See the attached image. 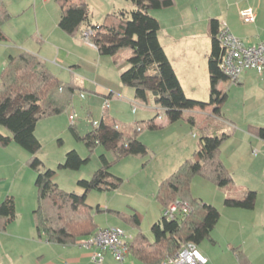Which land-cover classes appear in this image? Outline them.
I'll return each mask as SVG.
<instances>
[{
    "label": "trees",
    "instance_id": "trees-1",
    "mask_svg": "<svg viewBox=\"0 0 264 264\" xmlns=\"http://www.w3.org/2000/svg\"><path fill=\"white\" fill-rule=\"evenodd\" d=\"M56 1L60 5L58 26L66 33L73 34L83 26L84 29L80 31L82 34L84 30L91 28L95 33L89 35V40L97 51L104 55H112L121 48H130L131 53L126 59L127 67L120 72L119 80L123 85L134 89L136 98L145 101L147 91H150L155 104L163 110L170 121L179 119L184 111L205 105V102L190 99L183 93L158 41L159 23L148 12L151 8L171 6L173 0H130L134 7L129 13L120 10L119 16L114 15L118 20L116 26L105 24L114 17L111 14L105 17L102 24L92 23L89 19V8L82 0ZM8 16L6 7L0 0V41L7 39L1 24ZM208 26L211 35L207 55L210 78L208 103L214 105V116L220 117L222 95L217 87L220 81L226 80L228 76L220 67L224 50L217 37L218 20L210 18ZM104 31L106 33H103ZM55 74L48 63L34 53L21 51L8 57L0 71V125L11 135L0 134V145H7L13 141L30 154L28 163L37 170L35 180L37 205L33 214L38 231L48 242L72 244L97 230L91 214L92 208L85 202L86 192L90 189H115L119 185V178L113 179L115 176L108 171L110 162L102 154L100 166L92 176L89 179L77 180L78 186L83 190L81 193L64 191L52 182L53 171L46 169L36 156V151L40 147L34 135L36 122L40 118L61 113L74 94L75 88L72 84L63 83ZM159 115L156 112L155 117ZM189 121L195 122L193 117H190ZM116 126L112 128L100 120L98 126L84 137L86 145L92 147L94 142H101L109 148H114L116 158L129 153L146 152L145 146L134 135L121 140L122 132ZM136 128V131H139V127ZM200 131L197 150L191 158L184 160L175 171L160 181L156 194L162 209L170 201L179 199L187 202L190 211L175 214L170 219L161 214V217L151 225L153 235L151 242L147 241L142 233H138L133 240L127 242V253L131 252L145 264H161L167 254H173L183 244L200 242L208 236L218 219L219 213L216 208L190 195L189 184L195 174L210 177V180L220 187L231 181L227 170L218 159L219 146L229 134L222 132L209 135L205 133L207 129L204 127H201ZM255 133L264 140V126L255 127ZM87 160V157H81L75 149H71L66 152L59 166L78 169ZM254 194L253 191H246L242 200L227 198L225 201L229 206L249 208L253 204ZM114 213L119 217L123 216L122 212ZM14 217V201L11 196H7L0 203V219L5 225ZM132 220L135 224L139 223L136 213L132 214Z\"/></svg>",
    "mask_w": 264,
    "mask_h": 264
},
{
    "label": "crops",
    "instance_id": "crops-1",
    "mask_svg": "<svg viewBox=\"0 0 264 264\" xmlns=\"http://www.w3.org/2000/svg\"><path fill=\"white\" fill-rule=\"evenodd\" d=\"M82 1L87 4L86 0ZM2 3L6 7L9 16L1 24V29L6 34L7 39L6 41H0V71L5 66L10 55H16L21 51H28L45 60L50 69L56 73L50 61L54 58L55 62L59 61L71 64L72 68L69 70L71 78L69 77V81L66 82L72 84L75 88L74 94L82 97L83 90L91 88V83L85 79H81L80 75L75 73L78 71L74 67L78 65L73 63V59L84 60V57L74 54L71 48L73 46H85L82 43V39H80L81 37L77 35L84 27L82 26L81 30L73 34L63 31L58 26L60 5L56 0H2ZM199 5L202 7L201 10H199ZM233 5L231 12L228 11V8L231 6H228L220 9V12L214 13L210 9H206V5H201V0H173L171 6L158 9L151 8L148 11L159 23L157 31L158 41L178 78L183 93L188 96L193 95L191 96L193 99L205 102V105L202 107L196 106L192 110L182 112L181 117L175 121H170L157 104H155V107L149 105L143 107L140 105L141 108L138 115L134 117V123L122 125L130 126L133 129H137L136 127L138 126L139 131L137 130L134 136L145 148L146 145L139 134L144 128L150 130L159 129V134L156 133V136L162 137L164 144L167 140L172 139L173 134L175 135L176 143L170 146V142L168 145H165L168 146L166 149H161L162 152L167 151L166 157L163 160L161 174L171 172L176 166L178 168L183 158L187 156L190 158L194 151L197 150L195 149L192 152V148H195L196 145V148H198V141L184 142V140H190L192 137L195 138L194 130L200 134V125L203 120L210 119L211 122L215 121V114L211 111L213 105L208 103L210 78L207 67V55L211 45V35L208 26L209 19H217L219 24L218 30L221 25H226L232 34L248 45L264 42V0H237ZM246 8H250L255 12L254 22H250L248 25L239 16L240 10ZM240 21L244 24H241ZM248 26L252 28H246ZM89 44L95 48L91 41H89ZM128 49L131 53L129 47ZM97 53V58L100 60L104 54H100L98 51ZM116 53L109 56L114 57L113 55ZM130 53L125 57V61ZM126 67L127 62H125V67L120 72ZM100 87L103 90H109L106 86L101 85ZM217 89L222 95L220 101L221 107L226 102L229 92L233 89L243 96V101L250 100L252 104H262L261 106L264 107V75L253 69L244 70L239 75L238 80L233 81L227 78L220 81ZM106 91H103V96L107 101L108 107V99L115 94L111 90L108 91V94H105ZM199 94H201V97H198ZM202 94L205 95L203 96ZM132 97L135 102L138 101L134 96V92ZM145 102L147 101L145 100ZM153 108H155V112H152ZM156 112L160 114L157 118L155 117ZM190 117L194 118V123L189 121ZM253 118L257 119L256 124H264L262 118L259 119L257 117V112ZM52 119L51 116L48 120L52 123ZM100 120H103L107 126L112 128H114V125H117L113 117H109L108 112H106V115H102ZM117 126L120 125L118 124ZM247 126L248 129L245 128L244 130L242 126L240 130L232 133V137L234 136L233 139L238 142V145L241 146L244 140L248 144L250 141L249 137L252 136L255 141L254 143H264L263 139L257 137L255 127L250 126L249 123ZM36 127L37 123L35 129ZM35 129L34 135L36 134ZM117 129L121 131L118 127ZM165 129H168L167 133H163ZM237 132L240 134H236ZM0 134L11 135L1 125ZM35 136L38 139L39 136L37 134ZM227 141L229 140L227 139ZM178 142H183L180 150L176 149ZM96 143L98 142H94L92 147ZM105 146L107 147L106 150L112 151L114 155V148ZM144 154V156L148 155V150ZM190 154L192 155L190 156ZM100 155L102 153L99 154V164ZM29 158L30 154L13 141H10L7 145H0V203L5 197L11 196L15 208L13 220L4 225L2 224L3 220L0 219V264H145L131 252L127 253L123 261L117 262L109 250L103 252L102 262L96 263L91 259L92 249L84 248L77 241L72 244L46 241L45 237L35 226L33 214L35 209V207L33 208V204L35 201L32 192L33 188L29 184L32 182L33 177V184L36 190L35 180L37 170L29 165ZM26 167L31 169L32 174L27 171ZM20 169H22V174L25 175H21L18 181L12 180L13 173ZM17 173L20 172L18 171ZM165 175L167 176L168 173ZM262 187L264 189V186ZM226 188L228 189L227 186ZM223 196L225 197L223 200L224 208L223 212H220V209L218 219L223 217L222 213H224L223 215L228 220V224L220 228V230L214 225L209 231L208 236H206L211 244L201 246V249L206 254L200 252L206 258L205 264H220L218 259L222 257L226 258L223 264H264V198L262 197L258 201V198L254 194V201L251 207L233 208V206L227 205L225 201L227 198H233L229 197L228 194H224ZM111 212L113 213V211ZM113 214L112 216L115 218L119 217L116 213ZM95 224L96 229L113 226L109 224L101 226L97 225L96 222ZM213 229L214 231H212ZM211 231L214 237L220 238L221 236L223 239L220 242L215 241L210 235ZM230 233H234L235 237L231 239L228 236ZM36 235L39 241H35ZM41 236L44 237L43 242H40ZM21 241L27 244H20ZM221 245L223 246L221 247Z\"/></svg>",
    "mask_w": 264,
    "mask_h": 264
},
{
    "label": "rangeland",
    "instance_id": "rangeland-1",
    "mask_svg": "<svg viewBox=\"0 0 264 264\" xmlns=\"http://www.w3.org/2000/svg\"><path fill=\"white\" fill-rule=\"evenodd\" d=\"M236 1L237 0H201V5H206V9L208 8L214 13L220 12V9L231 6L228 8V11L231 12L233 10L232 6H234L233 3ZM86 2L90 10L89 19L92 23L97 24H102L108 14L119 16L120 10L129 13L134 7V4L130 0H86ZM201 8L202 7L199 5V10H201ZM240 23L244 24L242 21H240ZM105 24L116 26L118 24L117 17H111ZM246 25H248V23H246ZM246 28L251 29L252 27L248 26ZM84 31H87V29ZM92 32L90 28V34H92ZM103 33L106 32L104 31ZM77 35L81 37L80 39H82V43L85 44V46H73L71 48L74 54L84 57V60L73 59V63L78 65L74 67L78 71L75 73H78L81 79H85L87 82L91 83V88L83 90L82 97H79L78 94H72L70 103L65 106L63 111L52 116V123L48 120L51 116L49 118H40L36 122L37 127L35 132L39 136L38 139L40 141V147L36 151V156L41 160L46 169L48 168L53 171L51 176L52 182L60 189L81 193L83 190L78 186L77 180L89 179L94 171L99 168V154H104L110 162L108 167L109 173L115 176L113 179L120 178L119 185L117 189H90L86 192L85 202L92 208V217H94L97 225H119L124 231L125 241L127 242L133 240L135 238L134 236L138 233H142L146 237V240L151 242L153 241L151 225L161 217L160 212H162V206L156 199L159 183L166 177V173L170 175L169 173L177 169L176 166L171 172L161 174L163 160L167 153V151L162 152L161 149H166L168 146L165 145H168L170 142V146H173L176 143L175 135L173 134L172 139L167 140L164 144L163 138L156 136L159 134V129H142L139 134L146 145V150H148V155L146 156H144L145 154L129 153L125 156L116 158L112 151L106 150L107 147L101 142L96 143L93 147H88L86 145L84 137L98 126L101 116L106 115V112L109 113V117H113L117 125H120L118 128L121 130L123 136L121 140L133 136L137 132L136 129L122 125L134 123V117L138 115L139 109L141 108L140 105L143 107L148 105L155 107V99L150 91H147V102L139 98H137L138 101L136 100L137 102H135L132 97L134 89L130 86L122 85L120 82L119 72L125 67V57L130 53L128 47L119 49L117 53L113 55L114 57L102 55L99 60L97 58L98 53L96 49L89 44L90 40L84 39L81 32ZM50 61L52 63V65H50L55 68V75L58 79L63 83L66 81L68 82L71 78L69 72L72 68L70 66L71 64L58 61L59 64L54 61V58ZM72 71L74 72V70ZM101 85L106 86L107 89L115 94L108 99L107 108V101L103 96V91L106 90H103L100 87ZM109 90H107L105 94H108ZM200 95L201 94H199L198 97H201ZM202 95L204 96L205 94ZM186 96L193 99L191 97L193 95ZM261 105L262 104H252L250 100L243 101V96L241 94L239 95V93L233 89L229 92L224 105L222 107L220 106V117L217 115L214 122H211L210 119H205L201 122L200 127L207 129L205 133L209 135H213L214 133L220 134L222 132L229 134L219 146L218 159L227 170L231 181L227 185L219 187L210 180V177L195 174L191 177L189 192L192 197L201 200L203 203L214 206L219 214L223 212L224 194H228L229 197L233 199L242 200L244 192L253 191L258 201H260L262 197L264 198V189L262 187L264 143H254L255 141L252 136L249 137L250 141L248 144L247 141L244 140L243 144L240 146L238 142L233 139L234 136L232 137V133L240 130L242 126L244 130L245 128L248 129V123L250 126L257 128L264 126V124H256L257 119L253 118L254 114L257 112V117L259 119L262 118V121H264V107ZM213 107L211 111H213ZM153 111L155 112V108H153L152 112ZM70 114L74 116L72 122L68 118ZM247 119L249 120L246 121ZM91 120L95 123L92 124ZM167 130L168 129L163 130V133H167ZM194 134L195 138L192 137L190 140H184V142L195 140L196 142L198 141L199 144L198 131L194 130ZM236 134L240 133L237 132ZM227 139L229 141H227ZM182 144L183 142H178L176 149L180 150ZM196 147L192 148V152L197 149ZM71 149H75L81 157L88 158V161L78 169H68L59 166V164L63 162L66 152ZM191 155L192 154H190V156ZM187 158L189 159V156L183 158L182 162ZM26 169L32 174L29 167H26ZM18 171L20 173H17ZM18 171L13 173L12 180L18 181L21 175H25L22 174V169ZM22 186L24 187L23 184ZM29 186L33 188L32 192L35 201L33 208H36L37 196L33 184V177ZM110 210L113 211V213L114 211L122 212L123 216L115 218L112 216L114 214ZM133 213H136L138 216V224H135L132 220ZM223 214L224 213H222L223 217L217 219V223L215 224V227L219 230L228 224V220L225 219L226 217ZM212 231H214V229ZM212 231L210 233L212 238L220 242L223 238H221V236L220 238L214 237ZM234 235V233L228 234L231 239L235 237ZM34 239H36L35 241H39L37 235ZM43 240L44 237L41 236L40 242H43ZM208 240L209 239L205 237L197 243L199 252L206 254V252L201 249V246L211 244ZM20 244L27 243L21 241ZM222 246L223 245H221V247ZM225 260V257L218 259L220 264L225 263Z\"/></svg>",
    "mask_w": 264,
    "mask_h": 264
},
{
    "label": "built area",
    "instance_id": "built-area-1",
    "mask_svg": "<svg viewBox=\"0 0 264 264\" xmlns=\"http://www.w3.org/2000/svg\"><path fill=\"white\" fill-rule=\"evenodd\" d=\"M241 20L245 23L254 22L255 12L250 9H242L239 12ZM90 29L82 32V37L89 40ZM224 55L220 64L222 72L229 79L235 81L239 75L247 69H254L264 75V42L248 45L240 38L236 37L226 25H221L217 35ZM73 121V114L68 115ZM94 124L95 122L92 121ZM190 207L187 202L175 199L170 201L161 214L167 219L175 214L188 213ZM124 231L119 226H107L97 229L93 234L77 240V243L84 248L92 249L91 259L96 263L103 260V252L109 250L116 261H123L127 253V241H125ZM206 258L199 252L196 244L187 242L183 244L173 254H167L161 264H205Z\"/></svg>",
    "mask_w": 264,
    "mask_h": 264
}]
</instances>
